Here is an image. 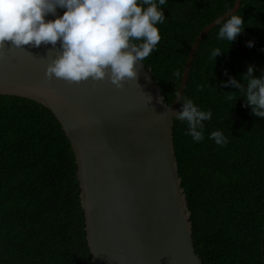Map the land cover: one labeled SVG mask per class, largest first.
Returning a JSON list of instances; mask_svg holds the SVG:
<instances>
[{"label":"trees","instance_id":"trees-1","mask_svg":"<svg viewBox=\"0 0 264 264\" xmlns=\"http://www.w3.org/2000/svg\"><path fill=\"white\" fill-rule=\"evenodd\" d=\"M236 0H167L161 39L146 57L166 103L179 92L199 34L232 10ZM244 30L231 44L202 40L183 96L212 118L193 142L174 120L178 171L191 212L193 242L202 264H264V118L220 81L238 80L249 63L264 68V0H241ZM252 40V47L246 41ZM212 48L221 52L210 58ZM237 99V100H236ZM51 110L32 100L0 95V264H92L81 187L71 143ZM224 146L208 139L213 130Z\"/></svg>","mask_w":264,"mask_h":264},{"label":"water","instance_id":"water-1","mask_svg":"<svg viewBox=\"0 0 264 264\" xmlns=\"http://www.w3.org/2000/svg\"><path fill=\"white\" fill-rule=\"evenodd\" d=\"M240 7L236 0L196 38L180 95L202 40ZM24 47L0 48V95L32 100L57 116L76 159L92 264H202L178 171L175 119L165 107L177 109V97L171 106L166 103L143 62L135 65L138 85L122 89L107 78L71 84L48 79L46 65L58 50Z\"/></svg>","mask_w":264,"mask_h":264},{"label":"clouds","instance_id":"clouds-1","mask_svg":"<svg viewBox=\"0 0 264 264\" xmlns=\"http://www.w3.org/2000/svg\"><path fill=\"white\" fill-rule=\"evenodd\" d=\"M166 3L167 0H0V48L26 51L25 45H51L48 53L58 51L46 65V78L70 84L107 78L122 89L126 83H136L135 65L157 47L161 39L158 25L165 21L162 6ZM59 10H63L62 14ZM244 28L243 17L230 13L219 21L216 39L231 44ZM253 44L252 40L246 41L248 47ZM221 52L212 48L210 58L215 60ZM223 75L228 78L220 84L234 89L225 92V99L232 100L231 93L235 92L253 116L264 118V68L249 63L246 71L239 73V80L226 69ZM146 100L149 102L151 97L146 96ZM176 100L177 109L165 105L166 109L171 110L176 121L186 123L185 134L193 142L202 141L204 122L212 118L211 110L202 109L179 93ZM159 102L164 103L163 99ZM208 139L218 146L227 143L219 129L211 131Z\"/></svg>","mask_w":264,"mask_h":264}]
</instances>
